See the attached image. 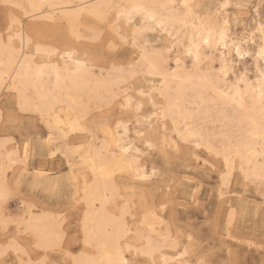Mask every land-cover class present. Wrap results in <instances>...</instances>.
Returning a JSON list of instances; mask_svg holds the SVG:
<instances>
[{
	"label": "snow or ice",
	"instance_id": "6c2138e0",
	"mask_svg": "<svg viewBox=\"0 0 264 264\" xmlns=\"http://www.w3.org/2000/svg\"><path fill=\"white\" fill-rule=\"evenodd\" d=\"M27 7L50 6H25L0 0V8L5 10V18L10 21L6 24V35L0 32V69L5 70L0 71V89L17 94L21 111L34 108L42 118L46 116L49 151L55 150L53 155L62 152L79 168V174L75 176L76 203L88 208L82 221L85 244L94 243L102 232L105 258L97 259L95 255L82 258L88 251L85 248L81 257L61 261L59 256L64 254L62 244L45 237L28 219L27 211L24 216L9 211V202L19 199V195L18 188L5 175L0 181V264H159L155 257L160 248L154 239L158 235L155 231L157 213L145 208L142 216L137 215L133 211L136 191L133 189L130 194L128 188L122 187L124 173L134 180L150 178L139 167L138 158L147 153L141 152L135 141L129 139L130 126H138L135 135L147 149H158L162 131L167 144L170 121L174 135L185 143L194 142L197 149L207 147L209 153L223 157L226 168L234 170L235 159H242L241 146L227 137H218L222 143H214L189 121V117H195L185 108L187 101L183 85L199 79L201 95L214 92L221 97L227 96L236 108L249 114L244 149L264 160V63H261L264 61V21L250 34L246 30L239 38L232 36L227 20L222 27L203 22L199 27L193 24L191 35L185 32L186 38L180 41L179 33L173 36L168 31L169 23L188 27L186 14L181 16L175 11V4H122L104 0L83 6L72 5L76 10L73 14L75 23L83 29V32L74 29V35L99 47L95 51L86 49L83 63L77 53H68L69 60L75 57L74 67L66 64L61 69L30 54L34 43L31 38L29 48H25L22 18L18 19L8 10L20 9L27 14ZM182 7L191 8L187 3ZM169 9L174 10L175 21L172 14H164ZM158 30L167 33L174 41L167 52L175 51V69L168 67L171 55L165 57L163 50L148 43L146 34ZM257 38L259 51H245L243 45H256ZM129 43L139 49V59L130 62L118 59L120 47ZM36 51H41L38 45ZM245 56L256 60L257 79L249 82L245 73L232 88L222 91V87H227L229 72L234 70L230 60ZM186 59H191L192 68L182 70L181 64ZM217 62L220 65L218 70L213 67ZM205 67L209 71H203ZM52 72L55 73L54 82ZM5 74L8 80L4 79ZM155 77L159 79H152ZM117 108L119 115L116 114ZM257 147L260 151L255 152ZM24 148L27 156L28 145L25 144ZM77 156L79 162L74 159ZM240 170L246 180L258 182L264 191V164L260 165L258 172H253L251 169L245 171L241 163ZM117 173L121 174L119 180ZM24 207L31 209L30 204ZM97 216L104 218L102 230L92 227ZM164 239L168 240L170 236ZM187 240L189 245L184 246L182 256L188 255L192 236L189 235ZM172 247H181L180 239L173 240ZM133 252L136 256L131 255ZM141 256L145 259H140ZM210 256L211 253H207L192 264H218ZM164 264H168L167 257ZM178 264L186 262L179 260ZM225 264L240 262L230 260Z\"/></svg>",
	"mask_w": 264,
	"mask_h": 264
},
{
	"label": "rangeland",
	"instance_id": "374dc122",
	"mask_svg": "<svg viewBox=\"0 0 264 264\" xmlns=\"http://www.w3.org/2000/svg\"><path fill=\"white\" fill-rule=\"evenodd\" d=\"M224 2L230 3L227 5ZM193 3L202 17L213 15L218 21L227 17L235 36H243L246 30L249 33L254 31L264 21V0H194ZM8 11L23 19L26 33L34 42L31 47L36 42L56 47L59 51L74 47L82 57H85L86 49L95 51L99 47L89 40L78 41L72 38L67 25L62 21L31 20L25 18L19 9ZM9 22L5 18V10L0 8V32H5V35L6 24ZM16 27L19 28V25ZM147 34L150 37L147 40L152 42L149 45L156 48L162 46L160 50L167 56L171 55L170 65L173 66L175 52L169 54L166 51L171 38L161 31ZM257 35L259 36L258 33ZM258 44L257 38L256 45L250 44L249 50L255 51ZM138 52L139 49L133 48L130 43L122 45L118 59L130 62L138 59ZM246 58L235 67L234 75L246 73L250 79H255L257 62L251 56ZM186 63L190 66L191 59H186ZM213 67L217 70L218 62ZM234 75H230L231 80ZM17 107L15 94L3 92L0 97V137L10 139V144L17 146L22 156L25 144L30 147L26 164L17 163L9 172V179L18 188L19 195V199L9 202V211L17 215L25 204H31L35 211L50 210L58 215L65 233L62 242L64 254L59 259L71 261L72 254L80 251L83 240L81 218L84 205L76 203L75 176L78 173L73 172L60 152L50 156L44 149L48 129L39 117ZM116 114L119 115L118 108ZM137 127L135 124L130 126L129 136L136 138V143L147 153L142 155L141 163L144 167L146 165L145 170L150 178L134 180L124 173L122 187L128 188L130 194L133 189L136 191L133 211L137 215L142 216L145 208H156L163 217L161 228L164 232L169 231L172 241L180 239L181 247L165 249L170 258H173L168 264H177V260L192 264L207 253H211L210 258L218 264H225L230 260L239 261L240 264H264V191H261L259 183L245 181L238 166L233 173L228 172L219 157H214L203 147L193 149V146H187L174 135L173 129L167 132L168 139L173 140L163 143L164 135L161 132L159 148L147 149L134 133ZM175 143L179 147H174ZM150 171L155 174L151 176ZM226 173L229 181L226 180ZM120 176L117 173L118 180ZM82 184L83 180L80 179V185ZM189 235L192 236L189 252L187 256H182L184 246L189 245ZM140 259L145 257L141 256Z\"/></svg>",
	"mask_w": 264,
	"mask_h": 264
},
{
	"label": "bare ground",
	"instance_id": "6f19581e",
	"mask_svg": "<svg viewBox=\"0 0 264 264\" xmlns=\"http://www.w3.org/2000/svg\"><path fill=\"white\" fill-rule=\"evenodd\" d=\"M9 2L10 3H20V4H23L25 6H28L31 4L50 6V7H45V8H36V9H33L31 7H27L26 8L27 14H25L24 10H20V9L19 10L21 11L22 15H24L25 18H27V19H31V20L46 19V20H49L52 22H56V21L64 22L67 25L69 35L72 38L79 41L81 39H78L74 35V29H78L81 32H83V29H79V26L75 23V19H74L73 14L76 10L73 9L71 6L72 5L83 6L85 4L102 3V2H104V0H9ZM114 2L122 3V4H133V3H137V4H175L177 6L175 11H179L181 13V16H184L186 14L188 27L185 28V26L183 24H179V23H169L168 31H171L173 33V36H177V33H179L178 39L180 41H183L186 38L185 32H187L189 36L191 35V33L193 31V29H192L193 24H195L197 27H199L201 25V23L203 22L205 24L211 23L213 25H217V26L222 27L223 22L225 20H227L229 23V20L227 17L221 18L222 21H218L217 20L218 18L215 20L213 18V15H212V17L208 16V15H206V16L204 15V17H202V15H200L197 12L198 9L195 10L194 3H193L194 0H114ZM185 3H187L191 6L190 10L183 9L182 6ZM228 3H230V2H228ZM228 3L226 2L225 4L228 5ZM52 5H66L68 7L67 8H57V7H51ZM221 7H222V5H221ZM222 9H224V8H222ZM161 11H163V10H161ZM207 12L208 11H206L205 13L207 14ZM164 14L166 16L169 14H172L173 21H175L174 10L169 9L168 11L164 12ZM215 15H214V17H215ZM17 18L20 19L21 17L17 16ZM22 21H23V19H22ZM161 32H163V31H161ZM230 32H231V29H230ZM231 34H232V36L237 37V38L241 37V36H237V35L235 36V34L233 32H231ZM166 35H167V33H166ZM23 38L25 41V48L28 49L29 48L28 40L31 37L26 33L25 28H24ZM148 38H150V37L147 36V39ZM149 41H150L149 44H151L152 43L151 40H149ZM173 42L174 41L171 38L170 46L167 47V49L171 47ZM231 42L232 41L229 40V44H231ZM153 43H154V41H153ZM16 44L19 45V40L16 41ZM37 45L41 49V51L39 53H37V51H36ZM158 45H157V47H158ZM249 45L250 44L243 45L245 51H250ZM161 47L162 46H160V48ZM160 48H158V49H160ZM164 48H166V47H164ZM180 50L182 51V49H180ZM221 50H223V49H221ZM49 51L51 52V55L48 54ZM255 51H259V44L257 45V49ZM70 52L77 53L79 55L80 61L82 63L85 61V57H82V55L79 54L78 50L74 47L66 48L64 50L59 51L56 47H52V46H49L46 44H42L40 42H36L33 45V47H31L30 54L36 55L37 59L40 61H43L45 63H49L53 66H57V67L63 69L66 64L72 65L74 67L73 60L75 59V57H73V60L68 59V53H70ZM164 56L168 57L166 53H164ZM246 57L247 56H245L243 59H245ZM88 59H89V61L91 60L90 57H88ZM138 59H139V57H138ZM243 59H241L240 57H234V59L230 60V63L234 65V69H235V67H237L238 63H240ZM173 63H174L173 66H171L170 64L168 65V67L170 69L176 68L175 53L173 56ZM262 63H264V61H262ZM187 64L188 63H186V60H184L183 63L181 64V69L184 70V69H191L192 68V64H190V66H188ZM239 66H240V64H239ZM219 67H220V65L218 62L217 70L219 69ZM0 71H5V70L0 69ZM50 71H51V69H50ZM203 71L207 72V71H209V69L206 67L203 69ZM254 72H256V71H254ZM235 73L236 72L234 70L229 72V74L227 76V87H222V89H221L222 91H227L229 88H232L233 83L240 76L245 75L244 73H242L240 76H235L236 75ZM231 74H233V75L235 74L234 75L235 77L233 80H231V77H230ZM105 75H107V71L105 72ZM249 77L247 76V80L249 82L255 81L257 79V76L255 79H250ZM252 77H254V76H252ZM8 78H9L8 75L5 74L4 79L8 80ZM155 78L159 79V77H155ZM52 80H53V82L55 81V73L54 72H52ZM201 87H202V85H201L199 79H196L192 82L185 83L183 85V88L185 89L184 96H185V99L187 101L185 104V108L189 112L193 113L194 117H195L194 119L192 117H189L190 123L198 131L202 132L206 139H210L214 143H222V141L217 140L218 137H227L233 143L239 144L241 146L242 159L240 157H237L235 159V168L238 166L241 169V163H243V167H244L245 171H249L251 169V171H253V172H258L260 165L264 164V160H262L260 157H258L256 155H250L249 151L244 149V144L247 142V139H248V132H249L248 115L249 114L241 112L238 108H236L227 96L221 97L214 92H204L203 95H201V91H200ZM243 87H244V85H241V88H243ZM5 91H8V90L7 89H0V97H1L2 93ZM15 97H16V103L18 106L17 108H19L21 110V105H20L19 99L17 97V94H15ZM25 104L26 105L28 104L27 99L25 100ZM24 112L36 114L39 117V119L42 121V123H44V125L48 129L46 116L44 118H42L41 115L34 108L32 110H25ZM0 119H1V108H0ZM180 123H183V121H180ZM170 125H171V122L169 121L168 131L169 130L172 131V128H170ZM161 129H163V125L161 126ZM134 131H136V130H134ZM162 133H163V131H162ZM173 133H171V134H173ZM48 134H49V129H48ZM48 134H47V137H48ZM102 135H101V138H102ZM47 137H46V140L44 141V144H43L44 149L48 151L50 156H54L53 151H55V150L49 151L50 145L47 143ZM177 137L180 141L184 142L183 140L180 139L179 136H177ZM129 139H131L133 141L136 140V138H133L130 136H129ZM153 139H155V138H153ZM170 140H173V139L169 138L167 142H170ZM164 142H165V140H163V143ZM135 143H136V141H135ZM172 143H173V141H171V144ZM176 144L177 143L173 144V146L179 147L178 144L177 145ZM186 145L187 146H193L191 148L197 149L195 147L194 142L192 144L186 143ZM136 146L139 147V145L137 143H136ZM29 148H28L27 156H25V150L23 152L24 156H22L19 154V150H18L17 146L10 144V139L0 137V181H2L4 176L6 175L7 179L11 182V180L9 179V172L13 169V167L17 163L26 164L28 156H29ZM203 148L207 149V147H203ZM206 151L208 152V149ZM254 151L258 152V151H260V149L257 147L254 149ZM57 152H55V154ZM141 152H143L142 149H141ZM60 153L65 157L66 162H67L69 167H70V164H73V166L70 167L73 170V172H77L79 174L80 170H79V168H77L75 166V163L73 161H70L68 159V157L65 156L62 152H60ZM133 155H136V154L133 153ZM214 157H215V155H214ZM141 158H142V156H140L138 158L140 160L139 167H140V169L145 170L146 165L144 167V165L141 163ZM219 158L224 162L222 156H220ZM74 159L76 162H79L78 156L75 157ZM249 160H251V164H249ZM227 170H228V172L233 173V170L230 171L228 168H227ZM40 171L42 172L43 170H40ZM150 172L152 173V171H150ZM142 174H144V173L142 172ZM242 174L244 176L243 172H242ZM147 175H148V173H147ZM152 175H153V173L151 174V176ZM231 175L232 174H230V176ZM148 176H150V175H148ZM227 178H229V176L228 177L226 176V180H227ZM80 179L83 180V177L81 176ZM227 181H229V180H227ZM245 181L248 182V180H246V179H245ZM11 184H12V182H11ZM247 185H248V183H247ZM82 186H83V184L81 185V188H82ZM245 187H246V185H245ZM224 188H228V187H224ZM81 195H82V192H81ZM86 210H88L87 205H84L83 214L81 213L82 214L81 232H82V239H83L81 249L77 254H72V258L73 257H81V253H84L85 248H88V251H87V253L84 254V257H82V258H87L88 256H92V255H95V257L97 259L105 258V253H104V248H103L104 237L102 235V232H101V235L99 236V238L94 243H90L89 245L85 244L82 221H83V217H84V212ZM150 210L156 211L157 216H158V219L155 221V231H156V233H158V235L155 236L154 239L156 241H158L160 251L157 252L155 258L159 262V264H164V258L165 257L168 258V262H170L169 260L173 259V258H170L171 256L167 253V251H165V249L167 247L173 248L172 247V240H171L172 238L170 236V239H168V240L164 239V237H169V234H168L169 231L164 232V230L161 228L162 227L161 224L164 222V220H163V217L160 215L159 210H156V208H150ZM26 211L28 213V219L32 220L33 225L36 228H38L40 230V232L45 237L51 238L52 240L62 244V242L64 240L65 233L63 231L62 222H61L60 218L58 217V215H56L54 212H52L50 210L35 211L33 205H31L30 210L25 209V207H24V209L21 212H19L17 215L24 216ZM33 218H35V219H33ZM104 224H105L104 218L102 216H97V217H94V219H93L92 227L97 229V230H102ZM166 227H168L167 224H166ZM173 250H174V248H173ZM132 254L136 255L135 252H133ZM179 256H180V254H179ZM177 259H179V258H177ZM178 262H179V260H177V264H178ZM186 264H188V263H186Z\"/></svg>",
	"mask_w": 264,
	"mask_h": 264
}]
</instances>
